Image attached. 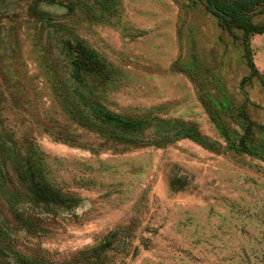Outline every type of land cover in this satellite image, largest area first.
I'll return each mask as SVG.
<instances>
[{
  "label": "rangeland",
  "instance_id": "rangeland-1",
  "mask_svg": "<svg viewBox=\"0 0 264 264\" xmlns=\"http://www.w3.org/2000/svg\"><path fill=\"white\" fill-rule=\"evenodd\" d=\"M241 40L195 0H0V264H264V35L243 88Z\"/></svg>",
  "mask_w": 264,
  "mask_h": 264
},
{
  "label": "trees",
  "instance_id": "trees-1",
  "mask_svg": "<svg viewBox=\"0 0 264 264\" xmlns=\"http://www.w3.org/2000/svg\"><path fill=\"white\" fill-rule=\"evenodd\" d=\"M204 6L207 13L212 15L217 22L218 27L232 35L234 31L242 33V44L244 58L250 75L241 83L243 88L245 81H252L258 76V72L253 63L250 39L253 36L264 35V25H255L253 23L254 10L264 4V0H195ZM73 53V67L83 73L95 76L104 83L112 82V70L103 60L99 58L96 52L88 49L79 42H66ZM240 117L245 123L242 136L238 139L236 150L249 156H255V149L251 142L254 130L259 127L249 118L245 108L242 107ZM261 156L262 153H258ZM96 250L89 251V254Z\"/></svg>",
  "mask_w": 264,
  "mask_h": 264
}]
</instances>
